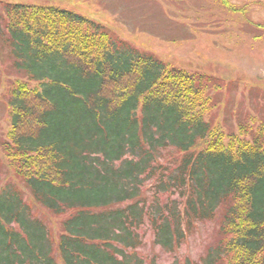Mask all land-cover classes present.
<instances>
[{"label": "trees", "instance_id": "trees-1", "mask_svg": "<svg viewBox=\"0 0 264 264\" xmlns=\"http://www.w3.org/2000/svg\"><path fill=\"white\" fill-rule=\"evenodd\" d=\"M0 13L8 67L40 82L9 93L12 156L33 170L22 183L34 203L66 215L64 264H158L135 251L145 225L173 252L213 221L218 244L191 264H264L263 103L257 125H239L243 138L227 130L226 143L220 133L195 152L217 132L216 104L228 110L223 81L168 66L71 10L15 3ZM34 203L12 183L0 192V264H57Z\"/></svg>", "mask_w": 264, "mask_h": 264}, {"label": "rangeland", "instance_id": "rangeland-1", "mask_svg": "<svg viewBox=\"0 0 264 264\" xmlns=\"http://www.w3.org/2000/svg\"><path fill=\"white\" fill-rule=\"evenodd\" d=\"M15 3L71 10L138 50L155 55L168 66L187 73L208 74L212 86L223 81L224 97L229 100L228 110L216 104L217 108L208 119L215 121L217 132L192 147L195 152L206 149L220 133L226 143L224 131L227 130H234L236 138H243L241 131L238 132L240 124L244 123L250 129L259 123L258 119L264 118L259 117L260 108L257 107L258 103L264 104V0H0V11L4 4ZM9 63L8 47L0 38V192L12 183L22 191L26 201L34 203L22 183L24 175L33 170L23 167L22 160L12 156L14 112L8 99L17 85L39 90L40 82L30 79L24 72L17 75L8 67ZM5 67L7 71H4ZM12 72L14 75H8ZM29 101L32 102V98ZM219 103L222 105L223 100ZM178 155L172 153L166 160L161 157L160 163L170 159L172 164ZM149 185L147 183L146 187ZM32 213L50 229L57 264H64L57 243L66 215H54L36 203ZM219 224L217 221L199 223L186 232L182 245L173 252L156 244L152 231L145 225L139 231L142 244L135 251L146 262H198L209 246L218 244Z\"/></svg>", "mask_w": 264, "mask_h": 264}]
</instances>
